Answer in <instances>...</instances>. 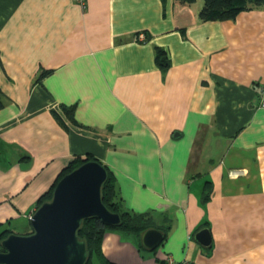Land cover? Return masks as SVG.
<instances>
[{"label":"crops","instance_id":"0c3cea01","mask_svg":"<svg viewBox=\"0 0 264 264\" xmlns=\"http://www.w3.org/2000/svg\"><path fill=\"white\" fill-rule=\"evenodd\" d=\"M201 5L0 0V233L28 234L38 197L91 155L163 234L147 250L107 231L111 263L264 264V6L203 22Z\"/></svg>","mask_w":264,"mask_h":264},{"label":"water","instance_id":"95a60500","mask_svg":"<svg viewBox=\"0 0 264 264\" xmlns=\"http://www.w3.org/2000/svg\"><path fill=\"white\" fill-rule=\"evenodd\" d=\"M106 179L102 163L89 160L62 176L51 199L42 202L30 216L28 234L10 232L0 240V264H85L87 249L77 230L86 218L96 217L104 225H118L120 216L101 200ZM195 239L203 247L211 244L209 229L202 228ZM163 234L148 228L141 234L147 250L158 247Z\"/></svg>","mask_w":264,"mask_h":264},{"label":"trees","instance_id":"16d2710c","mask_svg":"<svg viewBox=\"0 0 264 264\" xmlns=\"http://www.w3.org/2000/svg\"><path fill=\"white\" fill-rule=\"evenodd\" d=\"M182 6H190L197 0H174ZM202 5L198 11L199 21H224L234 20L242 11L252 10L261 6H264V0H201ZM162 4L165 0H161ZM154 61L155 64L165 71L170 66V59L166 50L160 46L154 47ZM51 70H43L40 76L49 73ZM2 93L0 90V108L4 105L2 100ZM65 114L73 118L75 105L66 106L61 104L60 106ZM93 160L98 161L91 155L86 157H74L69 160L65 166L60 170L57 177L54 179L49 188L44 191L37 199V206L42 202L51 198L53 188L58 180L69 173L73 169L80 166L82 163ZM101 163L100 161H98ZM106 170V179L101 188V200L103 204L111 211L118 213L120 216V223L118 225H104L98 218L91 217L83 220L81 226L77 230V235L80 239L85 241L87 249V259L85 264H113L103 254L102 239L107 231L117 230L125 233H131L140 236L141 233L153 227V223L148 213H138L130 211L125 208L122 198L117 190L115 177L113 173L103 164ZM204 193L202 196L203 201L209 200V193L211 191V182L207 180L204 184ZM10 233V230H2L0 238H4Z\"/></svg>","mask_w":264,"mask_h":264},{"label":"built area","instance_id":"2783aa9c","mask_svg":"<svg viewBox=\"0 0 264 264\" xmlns=\"http://www.w3.org/2000/svg\"><path fill=\"white\" fill-rule=\"evenodd\" d=\"M74 1L77 2L81 7H85L87 0H74ZM139 37L143 38L144 36H143V34H140ZM259 107L264 108V91H263L261 99H260ZM166 262H167V264H190L189 261H187V260H182L180 262H176L172 259L171 256L166 257Z\"/></svg>","mask_w":264,"mask_h":264},{"label":"rangeland","instance_id":"374dc122","mask_svg":"<svg viewBox=\"0 0 264 264\" xmlns=\"http://www.w3.org/2000/svg\"><path fill=\"white\" fill-rule=\"evenodd\" d=\"M50 199H51V198H50ZM50 199H49V200H50ZM47 201H48V200H47ZM2 239H3V238H2Z\"/></svg>","mask_w":264,"mask_h":264}]
</instances>
